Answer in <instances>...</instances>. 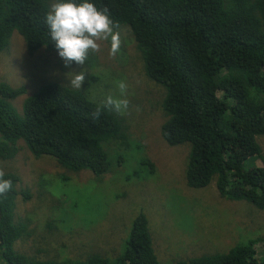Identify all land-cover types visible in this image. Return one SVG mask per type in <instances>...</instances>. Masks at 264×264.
Returning <instances> with one entry per match:
<instances>
[{"label": "trees", "instance_id": "trees-1", "mask_svg": "<svg viewBox=\"0 0 264 264\" xmlns=\"http://www.w3.org/2000/svg\"><path fill=\"white\" fill-rule=\"evenodd\" d=\"M53 2L0 0V53L14 31L23 36L31 55L43 48L58 51L45 23ZM90 2L107 7L113 22L131 32L146 77L164 89L161 137L171 147L189 145L187 186L205 189L214 182L222 198L264 211V166L245 167L248 159L262 157L264 0ZM108 82L104 89L113 88L115 79ZM25 93L23 87L0 84V160L14 159L23 141L36 159L50 157L63 169L102 177L113 169L110 151L133 147L125 116L104 108L94 120L90 114L103 102L81 90L46 84L25 101L20 115L12 101ZM134 146L135 154L142 150ZM142 163L154 168L150 160ZM5 179L13 188L0 197V264H161L144 214L132 220L125 250L114 260L93 254L84 262L44 261L19 253L15 243L27 237L30 226L15 222L16 200L21 195L29 201L32 195L18 191V175L6 173ZM261 243L263 239L254 238L227 253L177 264H264V253L256 248Z\"/></svg>", "mask_w": 264, "mask_h": 264}, {"label": "rangeland", "instance_id": "rangeland-1", "mask_svg": "<svg viewBox=\"0 0 264 264\" xmlns=\"http://www.w3.org/2000/svg\"><path fill=\"white\" fill-rule=\"evenodd\" d=\"M121 31L123 44L114 58L109 55L110 41H102L101 51L90 54L84 65L66 66L58 51L45 48L31 55L18 31L0 53V84L26 90L12 101L20 115L25 101L44 85L70 86L69 73L86 69L81 91L102 102L109 94L119 95L115 83L124 80L129 85L130 107L123 116L133 147L110 151L113 169L105 176L71 172L50 157L36 159L23 141L14 159L0 160L6 173L21 179L18 191L29 190L32 195L29 201L21 195L16 200L15 222H29L30 227L27 237L15 243V250L44 261L84 262L93 254L114 260L124 252L132 220L140 214L148 219L161 264L227 253L250 239L264 240V211L245 201L222 198L214 182L205 189L187 186L190 147H171L163 141L164 89L146 77L131 32ZM94 77L101 80L93 82ZM112 77L115 87L104 89ZM258 143L262 157L248 159L246 168L264 166V136L258 137ZM135 144L142 146L136 154ZM143 160H150L154 168L143 165ZM256 248L264 253L263 243Z\"/></svg>", "mask_w": 264, "mask_h": 264}, {"label": "clouds", "instance_id": "clouds-1", "mask_svg": "<svg viewBox=\"0 0 264 264\" xmlns=\"http://www.w3.org/2000/svg\"><path fill=\"white\" fill-rule=\"evenodd\" d=\"M51 40L55 43L59 56L66 66L75 62L84 65L90 54L101 51L102 41H110L109 55L115 57L120 52L123 39L119 23L111 19L107 7L98 8L90 0L77 3L76 0H54L45 17ZM69 73L70 86L81 90L85 82V72ZM119 95L109 94L102 105L90 115L98 120L102 109L106 108L120 115H126L130 107L129 85L121 80L117 84ZM6 172L0 166V197H6L13 188V182L5 179Z\"/></svg>", "mask_w": 264, "mask_h": 264}]
</instances>
